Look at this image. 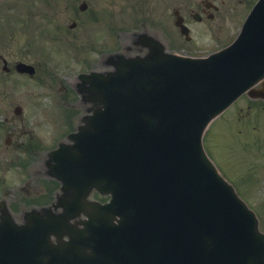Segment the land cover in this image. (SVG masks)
Wrapping results in <instances>:
<instances>
[{
    "label": "water",
    "instance_id": "95a60500",
    "mask_svg": "<svg viewBox=\"0 0 264 264\" xmlns=\"http://www.w3.org/2000/svg\"><path fill=\"white\" fill-rule=\"evenodd\" d=\"M142 43L145 56L121 55L114 70L83 76L93 114L52 155L68 210L5 223L0 264H264L256 214L202 143L212 119L264 78V0L235 42L208 58ZM93 188L110 201H86ZM84 209L85 226L68 227Z\"/></svg>",
    "mask_w": 264,
    "mask_h": 264
},
{
    "label": "rangeland",
    "instance_id": "374dc122",
    "mask_svg": "<svg viewBox=\"0 0 264 264\" xmlns=\"http://www.w3.org/2000/svg\"><path fill=\"white\" fill-rule=\"evenodd\" d=\"M82 1L89 4L85 11L79 10ZM203 1L0 0L1 52L13 55L14 60L23 58L35 63L37 78L44 80L42 84L29 80L16 85L17 76L14 74L13 88L18 93L13 92L12 96L14 100L16 97L25 99L23 104L29 127L37 124L39 131L44 130L41 137H48V121L41 113L38 98L42 94V99L46 100L44 96L49 92L47 85L50 82L61 98L62 115L82 113L84 105L74 99L76 94H69L64 87L72 89L82 71L103 69V60L108 52L125 51L130 46L133 31L156 34L168 45L171 40L181 52L210 53L235 38L255 0H213L219 9L210 7L207 13L204 12L205 15L202 14V20L198 21L193 13L203 11ZM177 8L187 15L185 20L190 27V39L184 38L174 24L176 16L172 13ZM209 13L213 17H209ZM74 20L79 24L77 28H70ZM231 111L226 112L224 117ZM10 113L14 114L12 109ZM258 113L249 119L243 117L244 123L228 121L219 124L222 121H215L204 137V146L219 168L222 166L228 178L238 179L237 176L251 173L252 177L238 179L243 183L239 186L244 198L262 212L260 225L264 229V114ZM66 127L67 122L62 117L61 130ZM56 135L49 143L54 142ZM23 156L27 160L29 155ZM5 162V157L0 158V165ZM31 162L32 158L26 163ZM26 168L20 175H15L19 168L14 167V182H21L25 178L28 173ZM8 178L11 179L10 174ZM12 200V204L22 206L18 192H14Z\"/></svg>",
    "mask_w": 264,
    "mask_h": 264
},
{
    "label": "flooded vegetation",
    "instance_id": "af4514ba",
    "mask_svg": "<svg viewBox=\"0 0 264 264\" xmlns=\"http://www.w3.org/2000/svg\"><path fill=\"white\" fill-rule=\"evenodd\" d=\"M24 61L26 60L23 58L14 60L13 55L0 50V158L5 157L6 160L5 164L0 165V210L1 200L4 199L7 203L11 194L14 157L18 159L23 154L37 155L44 139L41 137V133H44V130L39 131L37 124L33 128L27 124L26 120L28 118H26L25 105L23 104L25 99L16 97V100H14L12 96V93L15 92L13 88L15 84L14 74L17 76L16 85L21 82L26 83L29 80H33L35 83L41 81L40 78H37L38 69L37 74H29L27 71H23L19 65ZM48 86L54 90V93L44 97L50 106V110L53 109L54 114H60L62 101L55 92L54 85L50 82ZM15 93L17 94L18 92ZM25 94L26 92H24V96ZM39 96L42 97L43 95ZM246 99V107H240V110L246 109V114L247 111L248 114L259 111L264 112V100L254 101L255 99H251L249 96H246ZM11 109L14 114L10 113ZM57 133H60V130ZM34 173L38 174L39 171L34 170ZM9 174L11 179L8 178Z\"/></svg>",
    "mask_w": 264,
    "mask_h": 264
}]
</instances>
